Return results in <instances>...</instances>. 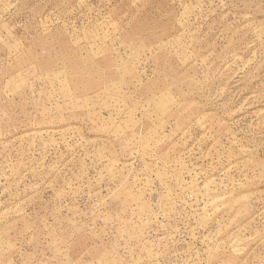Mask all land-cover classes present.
Listing matches in <instances>:
<instances>
[{"label":"rangeland","instance_id":"374dc122","mask_svg":"<svg viewBox=\"0 0 264 264\" xmlns=\"http://www.w3.org/2000/svg\"><path fill=\"white\" fill-rule=\"evenodd\" d=\"M0 264H264V0H0Z\"/></svg>","mask_w":264,"mask_h":264}]
</instances>
